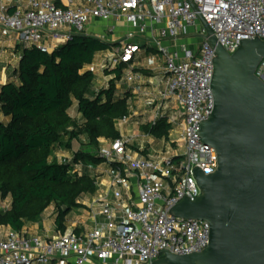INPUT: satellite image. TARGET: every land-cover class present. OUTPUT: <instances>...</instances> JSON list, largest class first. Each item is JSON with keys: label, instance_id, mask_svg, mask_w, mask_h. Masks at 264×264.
<instances>
[{"label": "built area", "instance_id": "built-area-1", "mask_svg": "<svg viewBox=\"0 0 264 264\" xmlns=\"http://www.w3.org/2000/svg\"><path fill=\"white\" fill-rule=\"evenodd\" d=\"M202 20L230 55L243 41H264V0H0V25L26 48L51 54L75 36L115 38L87 67L96 77L115 79L109 73L126 65L122 81L144 83L135 61L145 48L156 51L152 62H162V88L146 93L153 107L149 125L167 121L173 128L171 146L149 157L131 150L134 139L121 134L100 153L113 167L76 164L74 173L88 172L98 187L87 206L90 225L51 237L0 229V264H155L165 252L188 256L208 248V222L172 214L185 199L203 195L195 170L210 176L219 167L216 150L200 135L215 107L216 52L205 39L193 49L179 45L189 29L195 37L207 35ZM255 75L264 82V59ZM129 122L119 120L117 127Z\"/></svg>", "mask_w": 264, "mask_h": 264}, {"label": "trees", "instance_id": "trees-1", "mask_svg": "<svg viewBox=\"0 0 264 264\" xmlns=\"http://www.w3.org/2000/svg\"><path fill=\"white\" fill-rule=\"evenodd\" d=\"M111 47L79 35L51 54L23 50L18 67L0 90V111L8 119L0 122V196L10 201L0 210V227L22 234L27 224L40 223L54 207V232L66 233L69 215L85 208L82 200L98 191L88 172L74 173L75 165L114 166L101 159V141L120 139L117 122L129 117L131 92L117 88L126 65L109 73L115 79L99 91L94 89L96 75L86 70ZM172 129L160 121L143 132L168 140ZM82 137L87 146L74 150ZM58 150L72 152L71 161L54 162Z\"/></svg>", "mask_w": 264, "mask_h": 264}, {"label": "water", "instance_id": "water-1", "mask_svg": "<svg viewBox=\"0 0 264 264\" xmlns=\"http://www.w3.org/2000/svg\"><path fill=\"white\" fill-rule=\"evenodd\" d=\"M215 49L211 88L215 107L201 125L205 145L218 154V170L195 174L203 195L185 199L172 211L211 226L210 244L202 253L168 252L155 264H264V82L255 75L264 59V41L246 40L230 55L202 20Z\"/></svg>", "mask_w": 264, "mask_h": 264}, {"label": "crops", "instance_id": "crops-1", "mask_svg": "<svg viewBox=\"0 0 264 264\" xmlns=\"http://www.w3.org/2000/svg\"><path fill=\"white\" fill-rule=\"evenodd\" d=\"M121 38H125V35L121 34ZM132 42L135 45L143 46L142 41L139 39H135ZM25 48L26 47L17 39L16 35H8L4 28L0 25V90L1 87L7 84L10 80L13 70L18 67L22 58L23 50ZM154 55L155 53L153 51L145 48L141 51V53L138 54L137 60L135 61L136 71L145 77L144 83L128 85L124 81H121L117 86L118 90L126 89L131 92L128 96V109L130 117V122L128 125L131 127H137L143 133L137 137L138 139H134L136 142H134L131 146V150L137 152V154L139 153L141 157H149L153 150L161 151L165 146H167V148L170 147L172 143V137H169L168 140H157L143 132V128L151 126L149 125V122L152 117L153 110V107L151 108L148 103L146 93H156V86L162 88V62L160 60L152 62V57ZM86 70L90 71V68H86ZM111 80H113V77H102L101 75H97V80L94 85L95 91L107 88ZM0 122H8V119H6L1 111ZM141 147L145 148V150L139 151ZM87 200L88 196L82 200L85 208L78 210L85 212L86 216H83L82 219H75L74 217L71 219L70 217L74 214L73 211L68 217L69 228L77 227L76 230L80 232L83 228H86L90 225L91 219L87 208ZM4 203L9 204L10 201L6 200ZM44 216L41 223L27 224L24 229L25 233H28L29 235H40L46 237L56 235L54 232V218L50 225L49 223H45ZM0 229L4 231L10 230V228L7 227H0Z\"/></svg>", "mask_w": 264, "mask_h": 264}, {"label": "rangeland", "instance_id": "rangeland-1", "mask_svg": "<svg viewBox=\"0 0 264 264\" xmlns=\"http://www.w3.org/2000/svg\"><path fill=\"white\" fill-rule=\"evenodd\" d=\"M96 32H98V34H101L102 35L101 37H104V36L109 37L108 34L106 32H104L100 28L96 29ZM196 34L197 33L195 32L194 29H189L188 32H187L188 37L182 39L179 42V45H182L183 49L184 48L193 49V48H195L196 45H201L203 43V39L195 37ZM112 41H115V38L110 37L109 40H105L104 42L110 43L111 45H116ZM172 45H174V43H171V46ZM154 53L157 54L156 51H154ZM101 60H102V57H100L98 59V63L99 64H100ZM107 73H109V71ZM117 128L120 130V132L123 134V136L129 137V138H132V139H138L137 137L139 135L143 134L142 131L139 130L137 127H131L129 125H126V126H123V127H117ZM134 142H136V141L134 140ZM110 143H111L110 141H106V140L101 141L102 147H104V148H108L110 146ZM87 144H88L87 138L86 137H82V138H80L79 140L76 141V143L74 145V150H79L81 148H84V147L87 146ZM72 158H73V153L72 152H68V151H65V150H58L57 152L54 153L53 161L57 162V163L68 162ZM105 168H106L105 166H102L100 169L103 170ZM94 175H97V173H95ZM4 201H6V200H3L1 198V196H0V210H2V207L6 204V203H4ZM91 201H92V197L88 196V200L86 201L87 204H89ZM54 213H55L54 207H50L48 209V211L46 212L45 216H44V220H45L46 224L49 223L51 225L52 220L54 218ZM83 216L84 217L86 216L85 212L75 210L74 214L70 218L73 219V217H74L75 219H82ZM42 221H43V219H42ZM48 228H49V225H48Z\"/></svg>", "mask_w": 264, "mask_h": 264}]
</instances>
